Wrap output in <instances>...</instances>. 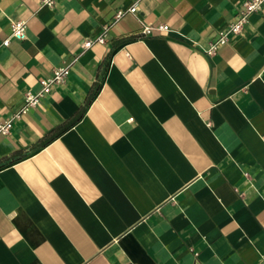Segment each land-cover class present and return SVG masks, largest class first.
Masks as SVG:
<instances>
[{"label":"crops","instance_id":"0c3cea01","mask_svg":"<svg viewBox=\"0 0 264 264\" xmlns=\"http://www.w3.org/2000/svg\"><path fill=\"white\" fill-rule=\"evenodd\" d=\"M244 1L0 0V122L69 65L0 133V264H264V3L203 51Z\"/></svg>","mask_w":264,"mask_h":264},{"label":"built area","instance_id":"2783aa9c","mask_svg":"<svg viewBox=\"0 0 264 264\" xmlns=\"http://www.w3.org/2000/svg\"><path fill=\"white\" fill-rule=\"evenodd\" d=\"M141 0H133L132 4L128 8V11L135 12L137 6ZM43 4L52 5L54 0H41ZM264 0H245L243 2L242 8L239 9L234 20L230 22L225 28L218 30L217 35L208 45L203 49L206 55L216 54L219 47L226 42H228L230 34H237L243 28L244 24L248 20V16L255 11H259L262 7ZM124 13L123 10H118L115 13V20L120 18ZM109 26L105 25L102 32L94 38H86L82 45L84 48L91 46L94 42L105 43L107 30ZM27 20L26 19H15L10 23V31L6 37L1 40L0 45L8 46L12 39L23 40L26 38L27 33ZM166 31L169 30V27L166 24L160 23L156 25L146 24L143 26L141 32L145 35H151L154 31ZM69 73V65L56 66L53 69V74L48 77H42L40 81V89L35 92H27L24 94V102L22 106L14 111L12 115L0 122V133H8L14 119L19 118L23 113L29 110L31 107L36 106L40 98L47 92L50 91V88L53 84L64 82L66 76ZM129 264H140L138 262H130Z\"/></svg>","mask_w":264,"mask_h":264}]
</instances>
